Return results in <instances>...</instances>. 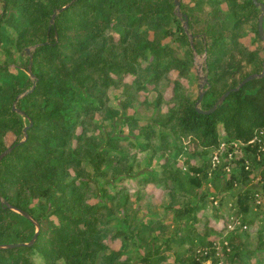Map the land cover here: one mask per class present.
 Returning <instances> with one entry per match:
<instances>
[{
	"label": "trees",
	"instance_id": "16d2710c",
	"mask_svg": "<svg viewBox=\"0 0 264 264\" xmlns=\"http://www.w3.org/2000/svg\"><path fill=\"white\" fill-rule=\"evenodd\" d=\"M0 4V154L12 148L0 161V245L18 244L0 248V264H40L37 255L44 264H202L211 257L214 230L207 223L196 226L210 196L197 190L211 182L217 188L225 182L227 190L240 187L236 221L253 224L246 216L255 192L246 183L262 164L264 184L258 145L231 161L230 176L228 153L222 155L226 162L212 168L209 152L219 148L223 136L247 143L264 130V76L232 91L212 113L197 110L199 96L194 99L184 81L197 78L196 54H204L208 81L200 108L209 110L225 92L264 71L261 9L254 0H181L179 9L176 0ZM248 25L256 35L252 46L244 41ZM127 75L133 76L131 83L124 82ZM150 85L157 96L141 106L152 107L153 115L141 123L135 104ZM113 86L122 89L120 101L109 96ZM170 86L173 104L163 112V90ZM130 108L133 114L127 113ZM120 117L146 140L135 143L138 147L156 143L161 170L141 172L136 154L121 144L129 137L107 131L106 122L115 126ZM161 128L189 140L192 152L183 169L189 189L175 190L182 177L176 160L183 143L169 140ZM196 157L204 162L192 165L190 158ZM246 159L253 170H246ZM130 180L141 188L153 183L169 191L163 208L178 228L162 219L140 222L127 193ZM256 233L253 250L244 233L227 238L223 250L225 257L233 255L231 264H252L251 257L264 251V226ZM36 234L34 244L26 245ZM116 239L120 248L112 245ZM174 245L189 248L177 252Z\"/></svg>",
	"mask_w": 264,
	"mask_h": 264
},
{
	"label": "rangeland",
	"instance_id": "374dc122",
	"mask_svg": "<svg viewBox=\"0 0 264 264\" xmlns=\"http://www.w3.org/2000/svg\"><path fill=\"white\" fill-rule=\"evenodd\" d=\"M189 1L190 0H186V2ZM262 2H264V0H262ZM223 8L226 9V6L223 5ZM244 34L246 35L244 41L252 46L253 41L256 40V35L252 31V27L250 25L245 27ZM205 59L206 57L204 54H196L195 66L193 70L195 75H197V78H193L190 82L184 81V83H186L187 87L189 88V91L193 94L194 99H198L201 90L200 85L204 82V76H207L204 69ZM171 77L174 79L176 77V73L173 72L171 74ZM132 80V75H127L124 78V82L131 83ZM205 89L206 88L204 87L203 90L205 91ZM121 91L122 89H119V87L117 86H113L109 90V96L112 102L120 101ZM157 92L158 91H155L154 85H150L149 91L139 92L137 96L138 100L135 106L138 110L137 115L139 116V118H141V123L146 122L153 115L152 107H148L147 105L141 106V102L146 98L149 101L154 100L157 96ZM163 94L167 102L163 104L162 110L163 112H167L169 107L173 104L172 100H170V98L172 97V86L163 90ZM127 113L133 114L134 109H128ZM122 118L123 117H120V119H115V126H112L110 121L106 122L107 131L112 132L114 136H120V134H124L125 136L129 137V140H123L121 144H123V148L126 152L132 155L136 154L137 161L140 162L141 166L144 169L141 172L152 169L161 170L160 162H163V159L162 156L157 153L156 147H153V145H156V143L152 144V148L143 149L142 147H138L137 144H145L146 140L141 137L139 129L129 131V127L124 124ZM161 131L169 136V140L176 141L179 144L180 142L183 143L184 152L176 160L177 167L181 172V174L179 175L182 177L179 179L175 190L179 192L180 190H183V188H185V190L189 189V185L186 180L187 177L185 176L183 171L184 167H187L186 160L189 159L188 154L192 152L189 146V140L187 137H179L171 129L161 128ZM7 139L8 142L11 143L14 140V135L9 134L7 136ZM221 140L227 141L228 139L223 136ZM156 142H158L157 139ZM213 150L209 152V155L212 156ZM238 154H240L239 149ZM190 162L192 165H200L204 161L202 158L196 157L190 158ZM261 171L262 168L257 167L254 171V174H261ZM126 184L128 186L127 193L130 195L131 200L135 203V207L139 209L138 217L141 220L140 222H142V220H151V218H155L158 220L162 219L170 223L173 230H175V228H178L180 223L178 222L177 225L173 224L172 214L170 212H167L163 208L166 204L169 203V191L153 183L147 184L142 188L137 186L133 180L127 181ZM246 187L250 189L253 188V191L255 192L254 201L250 205V212L246 216V219L253 221V224L251 226H248L247 228H244L241 222L239 223V221H236V212L238 208L235 207L234 200H236V195L240 190V187H235L234 189L227 190L225 187V182H223V184L219 188H217L216 185L211 182L207 186L203 185L197 190L199 192H207L210 196L208 197L209 202L206 204L204 210H201V212L199 213L200 221L196 223V226L198 228H201L204 227V224L207 223V225L214 230V233L210 236V240L212 241L210 247L213 251L211 253L210 259H208V261H206L204 264H231L232 261L229 260V258L233 255L225 257V252L223 250L224 245H226L228 242L227 238L231 235H242L244 233L243 238H245V241L249 243L250 249L253 250L256 247L255 244L258 241V234L256 233V231L258 230L259 226H264V184L262 180L257 181L256 179L250 178V180H247ZM139 192L142 196H144L141 201L137 197ZM219 198L222 199V203L220 202ZM258 200H260V203L258 202ZM183 202L184 199L181 201V204ZM230 225L234 226V229L230 227ZM124 226L126 225L124 224ZM112 245L115 248H120L121 241L119 239H116L112 242ZM188 248V245H174V249L177 252H183ZM255 256H257L258 258H256ZM255 256L251 257L250 262L252 264H264V251H258ZM36 260L38 263L44 264V261L39 255L36 256ZM169 261L173 263L174 256H171Z\"/></svg>",
	"mask_w": 264,
	"mask_h": 264
},
{
	"label": "built area",
	"instance_id": "2783aa9c",
	"mask_svg": "<svg viewBox=\"0 0 264 264\" xmlns=\"http://www.w3.org/2000/svg\"><path fill=\"white\" fill-rule=\"evenodd\" d=\"M258 145V151H257V160H261L264 157V130H261L260 135H255L251 140H249L247 143L238 142V141H221L219 148H215L213 150V154L211 156V164L212 168L217 167L221 163H223L225 160L222 159V155L224 153H228V164L225 166V171L227 172V175L230 176V173L232 171V165L231 161H234L238 158V156H241L244 152V149L246 150V147L248 146H255ZM245 147V148H244ZM238 149L240 154H238ZM244 156V155H243ZM226 162V161H225ZM253 167V162L250 161V159L245 160V168L246 170H251ZM256 167L263 168L262 164L257 165ZM253 170V169H252ZM251 179H256L257 181H261V174H254L252 172L250 174ZM260 203V200H258ZM240 223V222H239ZM235 224V223H234ZM234 229V226L230 225ZM244 228H247L246 225H243ZM204 253H208L205 251ZM208 261V260H206ZM206 261H204L202 264H204Z\"/></svg>",
	"mask_w": 264,
	"mask_h": 264
},
{
	"label": "water",
	"instance_id": "95a60500",
	"mask_svg": "<svg viewBox=\"0 0 264 264\" xmlns=\"http://www.w3.org/2000/svg\"><path fill=\"white\" fill-rule=\"evenodd\" d=\"M254 2H255V4H256V6H257V7H260V9H261V14H260V16H259L258 31H259V35H260L261 39L264 41V3L259 2V0H254ZM180 4H181V0H176V5H177V8H178V9H179ZM66 7H68V6H65V7H63V8H60L59 10L56 11V13L53 15L52 22H54V18L56 17V15H57L58 13H60L62 10H64ZM180 14H181V13H180ZM184 26H185L186 30H188V19H187V17H186V20H185V22H184ZM26 53H27V55H31V48H27V49H26ZM31 60H32V57H31ZM29 74H30L32 77H34L32 71H31V64H30V66H29ZM263 76H264V71H263L262 73H260V74H251V75H249L247 78H245V79L241 82V84H239L238 87L233 88V89H231V90L225 92V93L219 98V100L215 103V105H214L212 108H210L209 110H202V109L200 108V104H201V101H202V99H203V97H204V94H205V91L203 90V88L205 87V83L208 81L207 76H204V82L200 85L201 90H200L199 99H198L197 102H196L197 110H198L199 112H204V113H212V112H214V111L217 109V107H218L219 105H221V104L224 102V100L229 96V94H230L232 91H238L241 87H243V86H244L246 83H248L249 81H252V80H254V79L257 78V77L261 78V77H263ZM34 87H35V85H34L33 88H32L31 90H29V91H32V90L34 89ZM14 108L16 109V107H14ZM16 110L19 111L18 109H16ZM27 130H28V127H25V128H24L25 138H27ZM11 149H12V148L10 147V148H8L7 150H5L3 153L0 154V161H1V160H2V159H3V158H4V157H5V156L11 151ZM16 210L19 211V212H21L22 214H25L26 216H28L25 212H23V211H21V210H19V209H16ZM37 227H39V224H38V223H37ZM36 238H37V234L33 237L32 241H31L30 243H26V245H33L34 242H35V240H36ZM16 245H18V244L0 245V248H2V247H14V246H16ZM23 245H25V244H23Z\"/></svg>",
	"mask_w": 264,
	"mask_h": 264
}]
</instances>
